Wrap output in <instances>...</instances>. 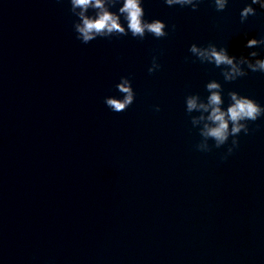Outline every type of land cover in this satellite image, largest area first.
I'll return each mask as SVG.
<instances>
[{
	"label": "water",
	"instance_id": "obj_1",
	"mask_svg": "<svg viewBox=\"0 0 264 264\" xmlns=\"http://www.w3.org/2000/svg\"><path fill=\"white\" fill-rule=\"evenodd\" d=\"M142 3L166 37L84 44L69 0H0V264H264V116L224 159L231 137L197 150L185 104L216 80L225 108L229 91L264 106V74L225 82L189 52L264 58L245 48L264 36V9L242 24L250 0ZM122 76L135 101L115 113L104 100Z\"/></svg>",
	"mask_w": 264,
	"mask_h": 264
},
{
	"label": "clouds",
	"instance_id": "obj_2",
	"mask_svg": "<svg viewBox=\"0 0 264 264\" xmlns=\"http://www.w3.org/2000/svg\"><path fill=\"white\" fill-rule=\"evenodd\" d=\"M202 0H164L168 6H190L193 11L198 10ZM70 12L77 19L73 23L76 38L84 44L99 38H111L113 36H127L129 33L133 38L143 40L147 34H151L157 39L166 37L167 25L159 19L151 22L144 19L145 10L142 0H69ZM216 11H224L229 0H213ZM117 4L121 6L117 12L110 9ZM253 5H259L264 9V0H250L240 12V22L243 24L250 16L257 14ZM93 14H89V10ZM121 17L127 23V27L121 23ZM175 30V25L172 26ZM264 47V36L261 38L248 39L245 48L256 49ZM189 52L202 64H212L221 69V75L225 82H232L238 78L248 75V72H260L264 74V58L259 57V52L253 50L247 56L239 57L230 55L226 47H217L209 42L207 46H198L193 43L189 47ZM186 60L189 58L186 57ZM161 68L156 55L152 56L151 66L148 68L149 74H153ZM120 97H105V105L113 112L120 113L126 111L135 101V92L131 80L122 76L116 84ZM205 90L209 93L206 98H202L199 93L190 94L185 97L186 113L190 116L191 124L198 128L201 140L195 145L196 149L203 152H211L213 147L221 148L228 143L231 137V146L228 147L227 155L239 146L238 136L241 132L249 134L248 122H255L264 116V106H261L254 99L240 95L236 91L227 93L230 103L225 108L224 89L216 80L206 83ZM159 106H155V111H159ZM199 115H192V113ZM213 141L212 145L209 141Z\"/></svg>",
	"mask_w": 264,
	"mask_h": 264
}]
</instances>
